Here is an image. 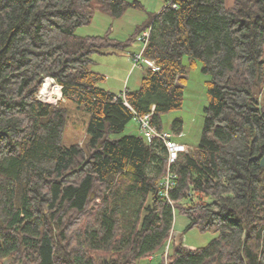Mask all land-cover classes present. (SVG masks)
Returning a JSON list of instances; mask_svg holds the SVG:
<instances>
[{"label":"trees","instance_id":"16d2710c","mask_svg":"<svg viewBox=\"0 0 264 264\" xmlns=\"http://www.w3.org/2000/svg\"><path fill=\"white\" fill-rule=\"evenodd\" d=\"M149 28L138 89L97 86L91 55L118 43L79 36L96 9L112 18L138 0H0V264H264V0H174ZM201 63L208 104L194 151L178 153L169 199L159 139L120 133L153 107L152 124L182 104L185 67ZM44 76L90 115L85 148L62 144L68 112L36 99ZM124 94V97L121 95ZM126 102V103H124ZM181 120L172 128L179 131ZM185 230L216 236L172 243L173 210Z\"/></svg>","mask_w":264,"mask_h":264},{"label":"rangeland","instance_id":"374dc122","mask_svg":"<svg viewBox=\"0 0 264 264\" xmlns=\"http://www.w3.org/2000/svg\"><path fill=\"white\" fill-rule=\"evenodd\" d=\"M138 1L143 5V10L128 8L120 17L112 18L96 9L90 23L79 26L75 30L79 36L107 35L118 43V47H108L101 53H93L91 55L92 62L88 67L89 71L102 76V79L97 82V86L110 90L117 95L125 90L133 91L139 88L141 78L148 67L142 60L138 64L133 61V56L141 54L143 48V41L140 38L143 30L137 32V29L142 27L153 14L159 12L165 4V0ZM182 62L185 67V74L184 80L181 82V107L163 113L160 121L162 130L174 133L172 128L174 120H181L180 140L184 141L189 152H192L195 150L202 133L204 108L208 104L207 81L210 76L201 71L199 61L191 65L189 58L184 56ZM60 101L63 102L68 112L62 144L68 146L72 143H78L85 148L90 137L87 131L89 113L78 108L73 101L63 99ZM52 104L56 105L57 103ZM125 134L143 136L134 117L126 124L122 132L113 133L110 137L118 138ZM187 222L188 220L184 215L180 214L177 209L173 210L171 233L186 248L205 246L216 236L215 233L202 232L196 227L185 230ZM171 247L172 244H169L167 253ZM152 258L151 260L143 258L136 264H160V254H156ZM4 264H8V261H5Z\"/></svg>","mask_w":264,"mask_h":264},{"label":"built area","instance_id":"2783aa9c","mask_svg":"<svg viewBox=\"0 0 264 264\" xmlns=\"http://www.w3.org/2000/svg\"><path fill=\"white\" fill-rule=\"evenodd\" d=\"M166 4H171L172 7H175L174 0H165ZM149 34L148 30H144L140 36L143 41V48L141 54H137L133 56V61L135 64H138L141 60L147 65V69L151 71H158L159 67L155 64V62L151 59L145 58L142 55L143 49L147 43ZM142 55V56H141ZM36 99L42 103H58L63 99L62 96V85L56 81V79L52 76H44L38 91L36 92ZM124 97V94L121 95ZM64 100V99H63ZM126 103V102H124ZM152 116H153V107L149 112L144 115H134V118L137 122L139 130L143 134V137L147 140L151 139H159L163 142L166 154H167V169L166 173L161 180V195H163L168 203L172 205V201L169 199V190L173 186L174 174L171 172V165L175 162L178 153L184 151L185 145L181 143L175 142L172 137L173 134L171 132L158 129L154 124H152ZM172 231V229H171ZM168 237L164 254L166 256L168 245L172 243H179L178 238H174V235L171 233Z\"/></svg>","mask_w":264,"mask_h":264},{"label":"crops","instance_id":"0c3cea01","mask_svg":"<svg viewBox=\"0 0 264 264\" xmlns=\"http://www.w3.org/2000/svg\"><path fill=\"white\" fill-rule=\"evenodd\" d=\"M233 3H234V0H224V4H225V7L226 8L232 7ZM179 132H180V130L179 131H174V133L172 132V134H173L172 139L175 142L184 144L186 147H188L187 144L184 143V141L180 140L181 139V133H179ZM189 249H194V248H189ZM148 259L151 260L153 258L152 257H149Z\"/></svg>","mask_w":264,"mask_h":264},{"label":"water","instance_id":"95a60500","mask_svg":"<svg viewBox=\"0 0 264 264\" xmlns=\"http://www.w3.org/2000/svg\"><path fill=\"white\" fill-rule=\"evenodd\" d=\"M259 165H260L261 167L264 166V156L260 159Z\"/></svg>","mask_w":264,"mask_h":264},{"label":"bare ground","instance_id":"6f19581e","mask_svg":"<svg viewBox=\"0 0 264 264\" xmlns=\"http://www.w3.org/2000/svg\"><path fill=\"white\" fill-rule=\"evenodd\" d=\"M145 114H146V113H145ZM136 115H139V114H135V116H136ZM142 115H144V114H142Z\"/></svg>","mask_w":264,"mask_h":264}]
</instances>
